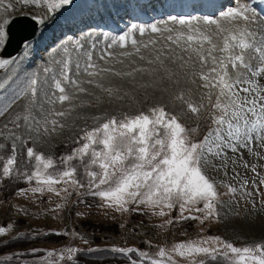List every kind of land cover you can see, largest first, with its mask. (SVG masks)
Returning a JSON list of instances; mask_svg holds the SVG:
<instances>
[{"label": "rangeland", "instance_id": "374dc122", "mask_svg": "<svg viewBox=\"0 0 264 264\" xmlns=\"http://www.w3.org/2000/svg\"><path fill=\"white\" fill-rule=\"evenodd\" d=\"M68 7L65 5L60 9L66 10ZM55 13L56 10L49 12L42 0L39 4L0 0V20H10L21 14L32 19L36 17L37 20H34L38 22ZM170 26L167 27L186 31L177 23ZM200 27L203 30L206 26ZM207 29L209 32L215 31L213 26H207ZM80 33L83 36L78 35V39L76 35L69 34L65 40L57 41L55 46L47 45L37 59L33 58V54L29 55L24 61L25 67L13 65L17 55L8 58L0 56V60L10 61L0 68V144L5 145L0 149V164L11 154L13 142L16 143L18 162L17 169L10 177L0 174V228L5 229L0 233V264H31V258L42 259L45 264H132L133 260L137 264H151V259H162L159 257L161 249L171 256L173 264H200L201 260L204 264H229V259L222 255H217L214 260L204 254L181 257L172 250L178 243L200 244L209 241L215 246L210 240L214 237L241 248L264 243V185L259 183L260 179H264V158H261L264 157V147L255 139L247 147L240 146L242 140L233 141L237 151L225 148L223 152L226 157H209L215 167L208 166L204 170L214 183L218 196L215 215L207 219V210H195L203 208L202 202L192 206V211L183 213L177 202L172 209L163 208L165 215H159L161 209L148 204L129 203L126 205L128 211L118 210L114 204L109 206L103 198L93 194L98 189L89 186V177L78 160L71 162L77 168L75 179L78 184L59 183L53 185V191H49L46 185H38L35 178L31 181L27 179V175L35 170L34 159L26 162L27 147L51 158L55 168L48 171L55 175L65 167L61 158L85 142L81 140L84 133L113 117L119 121L141 112L151 115L150 109L163 107L167 113L176 116L186 129H197L195 134L190 133L195 141L203 140L216 127L211 117L213 114L219 115V112L214 113L211 105L219 89L203 87L205 81L200 78L201 71L207 72L212 65L209 62V65L201 68L194 53L183 51L167 40L170 33H154L150 29L142 36L134 32L135 46L132 41L123 42L121 46L117 38L93 41L87 37H94L93 31ZM124 53L130 55L125 56ZM89 54L95 65L89 71L98 73L94 77L84 72ZM214 54L221 55L218 52ZM102 55L104 59L100 58ZM65 62L69 64L68 75L80 81L87 91L80 93L65 85L66 91L74 98L63 104L57 102L50 105L46 102L45 94L59 95L53 77L63 81L61 72ZM77 64L80 65L79 74ZM103 69L111 71L105 72ZM229 71L232 72L230 66ZM116 72L122 75L117 76ZM127 72H132V75H123ZM33 78L38 81L35 105L30 104V93L22 95ZM90 79L103 84L105 88H112L113 94L97 88L95 83H87ZM189 103L197 106L199 112L192 113L188 108ZM53 109L68 114L49 117L57 119L63 127L52 131L51 125H47L49 131L45 133L43 123L38 125L35 121L42 122L47 112ZM29 114L30 119L25 123L23 117ZM31 117H35V120ZM16 136L20 140H14ZM225 159L226 167L223 166ZM93 170L98 171L97 168ZM229 185L237 191L230 193ZM37 187L42 190L33 191ZM104 187L100 186L101 189ZM249 192L251 196L247 195ZM43 230L50 235L48 238L40 237L42 235L36 232L43 233ZM60 235H64L61 236L64 239L58 238ZM60 242L62 244L57 245ZM59 246L66 251L63 252ZM45 247L49 249L48 253ZM130 248L136 251L111 252L107 256V251L100 250L96 252L98 257L92 253L97 249L116 251ZM69 249L75 251L70 254ZM50 252H54L56 258L49 256ZM61 255L68 261H62ZM163 259L167 264V257Z\"/></svg>", "mask_w": 264, "mask_h": 264}, {"label": "snow or ice", "instance_id": "6c2138e0", "mask_svg": "<svg viewBox=\"0 0 264 264\" xmlns=\"http://www.w3.org/2000/svg\"><path fill=\"white\" fill-rule=\"evenodd\" d=\"M20 2L39 4L41 0H20ZM42 2L48 11L52 12L69 5L72 0H42ZM171 20L186 31L170 27L161 29L157 25H152L151 31L170 33L167 40L183 51L194 53L201 68L211 63L212 66L207 72L201 71L200 78L205 81L203 87L219 89L216 100L211 105L214 113L219 112V115L213 114L211 117L216 127L209 131L203 140L195 141L190 133L195 134L197 129H186L176 116L167 113L163 107L150 109L151 115L141 112L132 117L126 116L119 121L113 117L99 127L86 131L81 137L85 142L80 147L74 148L71 154L61 158V163L65 167L55 175L48 171L55 168L54 161L27 147L26 162L30 163L33 159L35 161V170L27 175L29 181L35 178L38 185H46L49 191H53V185L59 183L78 184L75 179L77 168L71 163L78 160L89 177V186L98 189L93 194L103 198L109 206L116 205L118 210L128 211L126 205L129 203L148 204L160 208L159 215H165L163 208L172 209L177 202L182 213L192 211V206L202 202L203 208L195 210L198 212L207 210L205 219L215 215L218 193L204 170L208 166L215 167L209 157L222 155L226 157V153L223 152L225 148L233 152L237 151L233 141L242 140L240 146L247 147L255 139L260 141L261 147H264V83L261 82L264 80V28L260 29L262 34L258 37L257 31L251 27L257 21L256 12L247 4H238L222 11L219 19L206 16L202 20L196 17L179 19L172 17ZM221 21L226 23L221 24ZM9 23L8 19L0 20V47H3L9 38L7 32ZM201 24L206 26L203 30ZM211 25H215V31L209 32L207 26ZM139 32L143 35L145 29L141 27ZM172 33L175 35L173 36ZM126 39L127 37L123 35L119 37L121 46ZM136 43L137 41L133 39V46ZM205 45L208 47L206 48ZM136 51L139 52V48ZM217 52L221 55L214 54ZM123 55L127 56L130 53ZM100 58L104 59V56ZM178 58L183 59V57ZM87 60L84 72L90 77L98 75L95 71H89L95 68L91 62V54L88 55ZM9 63L8 60H0V68ZM181 66L183 67V64ZM229 66L232 72L229 71ZM76 69L79 74V64L76 65ZM68 71L69 64L65 62L61 72L63 81L53 77L54 87L59 95L45 94L48 104L55 105L57 102L63 104L74 98V95L66 91L65 85L73 87L80 93L87 91L81 86L80 81L68 75ZM102 71L109 72L111 69ZM134 71H142V69H134ZM115 75L122 74L116 72ZM123 75L131 76L132 72ZM87 83H95L97 88L109 95L113 94L112 88H105L99 82L90 79ZM37 84V79H31L28 88L22 93V95L30 93L32 105H35L37 100ZM178 98L182 99V97ZM7 107L10 105L6 106L5 111ZM40 108L44 110L43 104ZM188 108L192 113L199 112V108L191 103L188 104ZM67 114L53 109L47 112L42 122L40 120L35 122L38 125L43 123L44 132L47 133L49 131L47 125H51L52 131L57 127H63L57 119H49V117H64ZM16 119L19 120L20 117L17 116ZM29 119L30 114L23 117L25 123ZM31 119L35 120V117ZM16 126L19 127V124ZM14 140H20V137L16 136ZM4 147L5 145L0 144V149ZM17 163L16 143L13 142L11 154L0 164V174L6 178L10 177L17 169ZM226 165L225 159L223 166ZM94 168L98 171L93 170ZM253 171H255L254 166ZM244 183L247 184V181ZM259 183L264 185V179H260ZM100 186L105 187L101 189ZM41 190L40 187L33 189V191ZM64 191L66 192L67 189ZM228 191L235 193L237 189L229 185ZM247 195L251 196L252 193L249 192ZM4 231L5 229L0 228V233ZM210 240L215 246L209 241L200 244L178 243L172 251L181 257L186 254H204L213 260L217 255H222L229 259V264H264V243L241 248L221 241L219 237ZM205 244L209 246H203ZM68 251L71 254L75 250ZM116 251L131 253L136 250L130 248L116 249ZM52 255L53 253L50 252L49 256ZM159 257L162 259H151V264H165L163 259L165 257L167 264H173L171 256L164 249L159 251ZM60 258L63 259V255ZM132 264L137 262L133 260ZM200 264H204V261L201 260Z\"/></svg>", "mask_w": 264, "mask_h": 264}, {"label": "bare ground", "instance_id": "6f19581e", "mask_svg": "<svg viewBox=\"0 0 264 264\" xmlns=\"http://www.w3.org/2000/svg\"><path fill=\"white\" fill-rule=\"evenodd\" d=\"M106 4L107 0H104ZM253 3H258V0H252ZM232 0H217L213 6H212V12L216 13L218 12V10L221 7H225V6H229L228 3H231ZM87 2H85L84 0L78 2L76 5L70 7V9L65 10V9H58L56 10L55 15L53 14L52 16H47L46 18H44V20H42L43 22H40L41 20H39L40 22V27L36 33V35L26 41L21 50L19 51V53H17L16 57L14 58V64H18L21 67H25L24 65V61L26 60V58H28L29 55H32L34 59H37V55L40 56L41 53H43V51H45L47 49V45L50 46H55V44L57 43V41H63V37L65 35L66 29H65V25L66 24H72V25H76L77 27H82L86 22V18L88 17V15L90 14V8L87 10H84L85 12H77V10H79L82 7H87L86 6ZM238 4H241L240 2L236 3L235 5L237 6ZM114 7L111 8V16H116L117 18L122 17V14H125V9L123 7H121L120 4L117 5V3H114ZM91 7L95 6V2H91L90 4ZM192 6H196L195 1L192 2ZM80 7V8H79ZM117 7H121L120 10L117 11ZM143 7L148 9L150 7V2H146L143 4ZM153 9H149L154 10L155 12H153V16L152 19L154 20L153 24H149L146 23L145 26H143V28H145L147 31H150L151 26L152 25H157L158 27H160L161 25L164 24V22L161 20V16L164 15L165 13H167V10L164 6H162L161 4L157 3L154 5V7H152ZM205 10V9H204ZM116 11V12H115ZM260 14L264 17V0H261V5H260V9H259ZM22 13V12H20ZM76 13V14H75ZM21 15V14H19ZM79 15V17L77 16ZM127 16V15H124ZM258 15L257 16V21L255 23H253L251 25V27L257 31L258 37L259 35H261L262 33L260 32L261 28H264V23H262V21H264V18ZM114 17V18H116ZM196 18L202 20L203 16L201 14H198L196 16ZM218 19V18H217ZM137 20H132V24H134ZM174 23L171 19L168 21V25ZM226 22L221 21V24H225ZM195 25V22H194ZM203 25V24H201ZM142 26V25H141ZM213 26V29H215V25H211ZM91 27V25H86L84 28H81V30H77V33H80L82 31H86L87 29H89ZM95 28V26H92ZM134 28L136 31H139V29L141 28L138 24L134 25ZM125 29V33L123 36H125L126 34V29ZM91 32V31H90ZM122 35H118L117 38L119 39V37ZM143 36V35H142ZM88 38L90 37V35L87 36ZM110 39V36L107 38ZM129 39L127 38L126 41H128ZM35 49H37L35 51ZM34 62H36V60H34ZM12 65V66H13ZM11 66V67H12ZM262 83H264V80H261Z\"/></svg>", "mask_w": 264, "mask_h": 264}, {"label": "water", "instance_id": "95a60500", "mask_svg": "<svg viewBox=\"0 0 264 264\" xmlns=\"http://www.w3.org/2000/svg\"><path fill=\"white\" fill-rule=\"evenodd\" d=\"M38 26V23L28 16L13 17L7 26L9 38L1 50V55L9 57L19 52L22 43L35 36Z\"/></svg>", "mask_w": 264, "mask_h": 264}]
</instances>
